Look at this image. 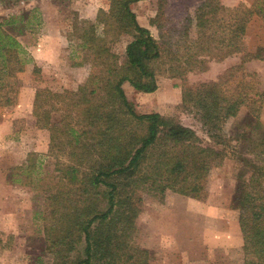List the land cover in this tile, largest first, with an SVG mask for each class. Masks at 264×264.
I'll return each mask as SVG.
<instances>
[{
	"label": "trees",
	"instance_id": "obj_1",
	"mask_svg": "<svg viewBox=\"0 0 264 264\" xmlns=\"http://www.w3.org/2000/svg\"><path fill=\"white\" fill-rule=\"evenodd\" d=\"M135 1L111 0L108 11H98L101 36L95 34L94 23L82 27L79 46L88 44L93 49V69L76 91L44 88L34 96L36 125L49 130L50 152L64 156L58 158L56 170L66 187L47 197L50 203L43 215L44 239L54 255L52 264H65V256L80 240L84 242L83 256L74 264H148V251L133 241L134 220L144 194L162 200L172 191L202 200L211 169L226 156L224 150L203 144L191 127L174 116L137 112L124 93V82L138 91L152 92L157 88L156 74L165 66L170 74L182 76L206 70L208 59L241 54V63L218 80L183 87L179 108L192 109L217 144L223 140L224 124L241 106L256 117L258 125L264 93H252L243 85L246 74L242 69L250 60H264V46L252 52L247 35L253 16L264 20V0L232 7L219 0H201L193 15L184 18L180 31L186 39L176 41L174 47L161 46L138 23L131 9ZM190 28L195 33L191 39ZM109 32L115 39L121 34L131 36L122 57L108 53ZM16 47L18 43L12 39L0 48L9 76L23 70ZM38 71L34 65L36 80L40 79ZM14 98L5 96L0 105L13 104ZM53 110L60 112L58 121H52ZM258 145L253 153L261 163H250L252 170L241 180L237 198L244 254L241 264H264V133Z\"/></svg>",
	"mask_w": 264,
	"mask_h": 264
},
{
	"label": "rangeland",
	"instance_id": "obj_2",
	"mask_svg": "<svg viewBox=\"0 0 264 264\" xmlns=\"http://www.w3.org/2000/svg\"><path fill=\"white\" fill-rule=\"evenodd\" d=\"M200 1L138 0L131 4V9L138 23L149 29L161 46L174 47L176 41L186 39L180 31L184 18L193 15ZM219 1L232 7L239 3L250 5L254 0ZM110 3L111 0H0V48L15 39L23 67L9 76L8 68L3 66L5 57H0V101L15 95L13 104L0 105V245H5L0 248V264L53 263L54 255L44 239L43 215L50 203L47 197L66 187L61 172L56 170L58 158L64 156L50 152L49 130L36 125L34 96L44 88L54 92L76 91L85 82L93 69L94 52L88 44L79 46V35L89 23L96 24V35H102L103 26L96 22L97 14L100 9L108 11ZM194 35V28H190L188 38ZM247 35L252 52L264 46V20L253 16ZM131 39L126 34L115 39L114 33L109 32L105 47L111 55L122 57ZM2 53L4 50L0 49ZM241 60V54L222 60L208 59L206 70L182 76L170 74L165 66L156 74L157 88L152 92L138 91L128 82L122 85L137 112L157 111L174 116L191 127L203 144L226 154L222 163L211 169L202 200L172 191H167L162 200L144 194L134 220L133 241L148 251V264L242 263L237 198L241 180L252 170L250 163H261L253 151L259 150L264 133V98L258 125L256 117L241 106L237 115L224 124L219 144L208 137L192 109L179 108L183 87L218 80ZM34 65L39 67V80L33 76ZM242 70L246 74L243 85L251 88L252 93H264V60H250ZM50 101L57 105L55 100ZM59 113H50L52 121H58ZM73 247L64 258L65 264H74L83 256V240Z\"/></svg>",
	"mask_w": 264,
	"mask_h": 264
}]
</instances>
